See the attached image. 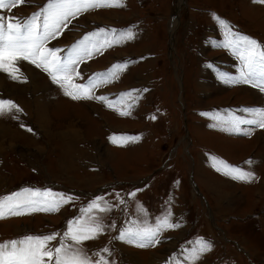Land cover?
<instances>
[{"label": "rangeland", "instance_id": "obj_1", "mask_svg": "<svg viewBox=\"0 0 264 264\" xmlns=\"http://www.w3.org/2000/svg\"><path fill=\"white\" fill-rule=\"evenodd\" d=\"M45 3L25 0L0 15L7 24V17L23 19ZM120 4L81 13L47 44L68 49L101 28L109 39L111 30L131 31L133 38L85 57L75 69L79 75L72 76V83L87 84L93 74L126 63L115 77L97 81L91 89L93 97L103 96L105 101L66 96L46 72L25 60L16 65L23 81L0 71V98L21 109L0 115V197L24 188L72 197L54 213L0 219V242L62 234L81 208L103 196L113 205L110 212L95 213L105 230L82 245L93 259L98 258L93 253L108 248L110 264H166L174 256L177 264H186L182 249L200 238L211 250L195 264H264V128L241 125L251 134H233L221 130L216 119L226 110L244 115L238 110L264 107V93L219 78V73L237 76L240 65L221 46L224 29L213 18L214 14L233 32L264 46V3L120 0ZM67 90L76 91L70 86ZM122 111L128 114L121 115ZM58 133H66L65 138ZM217 160L239 166L255 179L234 180L216 170ZM132 192L134 198L128 195ZM169 212L171 222L180 226L162 231L154 247L114 239L132 220L152 225ZM50 243L56 246L58 241Z\"/></svg>", "mask_w": 264, "mask_h": 264}, {"label": "snow or ice", "instance_id": "obj_2", "mask_svg": "<svg viewBox=\"0 0 264 264\" xmlns=\"http://www.w3.org/2000/svg\"><path fill=\"white\" fill-rule=\"evenodd\" d=\"M24 2L25 0H0V12ZM253 2L264 3V0H253ZM119 6H122L120 0H46L36 12L23 19L9 16L5 24V17L0 15V71L7 73L13 80L23 81V74L16 65L18 61L25 60L46 72L53 83L60 85L66 96H71L72 99L95 98L105 101L106 98L103 96L93 97L91 89L96 86L97 81L106 82L115 77L126 67V63L115 64L105 73L93 74L87 84L72 83V76L74 73L79 75L75 69L85 57H91L105 46L111 47L122 39L133 38L134 34L131 31L117 33V30H111L112 39H109L108 31L101 28L85 34L68 49H53L47 47V44L50 39L62 34L71 21L81 13L101 7ZM213 18L224 29L225 40L221 46L228 49L240 65L237 76L219 73V78L226 84H247L264 93V46L253 38L233 32L226 21L214 14ZM65 52L66 55H61ZM68 86L76 91H68ZM122 95L131 96L132 93ZM13 109L17 112L21 111L15 102L0 98V115L11 113ZM238 111L244 115H236L226 110V115L216 117L221 130L250 135V131L242 130L241 125L264 128V107L242 108ZM120 114L128 113L122 111ZM248 116L251 118H246ZM121 139L128 141L138 137H121ZM110 140L116 143L115 137H110ZM246 163L250 164L251 161ZM213 166L217 171H223L224 175L234 180L251 182L255 179L253 173L243 171L239 166L228 165L222 160H217ZM128 195L134 198L136 193L132 192ZM71 199L72 197L64 193H56L50 189L24 188L0 197V219L32 212L54 213ZM117 199L120 204L124 203L118 194ZM112 207L113 205L103 196H97L86 207L80 209L79 216L68 221L66 230L62 234L53 232L44 235H26L0 242V264H110L107 257L112 253L108 248L93 253L94 257H98L93 259L84 252L82 245L85 241L96 239L103 234L106 226L95 213L110 212ZM138 209L143 215V209L139 205ZM170 216L169 212L152 225L132 220L129 222L130 226L118 230L119 234L114 239L138 247H154L160 243L162 231L180 226L171 222ZM111 227L116 226L113 224ZM52 241H58L56 246H51ZM210 250V243L198 238L192 242L190 248L182 249L183 259L186 264H195L202 254ZM166 264H177V258L171 257Z\"/></svg>", "mask_w": 264, "mask_h": 264}, {"label": "bare ground", "instance_id": "obj_3", "mask_svg": "<svg viewBox=\"0 0 264 264\" xmlns=\"http://www.w3.org/2000/svg\"><path fill=\"white\" fill-rule=\"evenodd\" d=\"M179 1V0H178ZM51 97H53V96H51ZM52 99V98H51ZM57 99V98H56ZM44 100V99H43ZM46 102V101H45ZM40 107V106H39ZM42 108V107H41ZM45 114V113H44ZM1 131H3L2 129H1ZM60 136H62L63 138H65V135H66V133H63V134H60V133H58ZM68 134H69V132H68Z\"/></svg>", "mask_w": 264, "mask_h": 264}]
</instances>
